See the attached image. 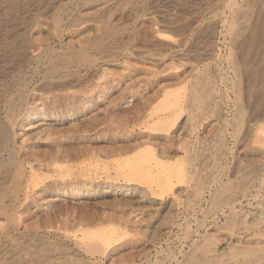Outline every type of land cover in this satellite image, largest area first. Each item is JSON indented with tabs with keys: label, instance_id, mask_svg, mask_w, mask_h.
I'll use <instances>...</instances> for the list:
<instances>
[{
	"label": "rangeland",
	"instance_id": "1",
	"mask_svg": "<svg viewBox=\"0 0 264 264\" xmlns=\"http://www.w3.org/2000/svg\"><path fill=\"white\" fill-rule=\"evenodd\" d=\"M255 16L264 22V0H0V264H264V109L257 101L264 94L258 87L264 85V41L251 50L247 67H240L241 50L231 48L236 32L241 31V40L249 35ZM61 28L67 31L59 36ZM41 34L42 41L31 43ZM233 61L238 62L239 74ZM80 63L85 68L74 79L66 71ZM253 67L261 72L251 73ZM186 95L197 96L194 105ZM53 105L77 108L76 118L51 122L34 115L25 126L16 125L18 136L7 146L13 109L14 114L32 109L49 113ZM116 109L118 117L113 114ZM160 112L177 114V122L157 123ZM42 130L52 137L40 135ZM161 146L168 147L164 161H172L171 166L138 176L131 173L146 162L139 155L142 151H158ZM60 153L71 156L63 159L68 155ZM8 156H14L15 165ZM106 163L115 168L110 173H116L113 182L99 172ZM88 227L100 233L87 235Z\"/></svg>",
	"mask_w": 264,
	"mask_h": 264
},
{
	"label": "bare ground",
	"instance_id": "2",
	"mask_svg": "<svg viewBox=\"0 0 264 264\" xmlns=\"http://www.w3.org/2000/svg\"><path fill=\"white\" fill-rule=\"evenodd\" d=\"M155 1V0H154ZM65 2V1H64ZM144 2H145V0H144ZM152 2V1H151ZM150 2V3H151ZM257 2V1H256ZM160 3V2H159ZM152 4V3H151ZM231 4V3H230ZM28 5V4H27ZM155 5V4H154ZM157 5V4H156ZM197 5V4H196ZM235 6H236V4H235ZM66 7V6H65ZM121 7V6H120ZM144 7V6H143ZM163 7V6H162ZM232 7V6H231ZM238 7V6H237ZM248 8V7H247ZM143 9V8H142ZM239 9V8H238ZM180 10V9H179ZM185 10V9H184ZM69 11V10H68ZM112 11H114V10H112ZM171 11V10H170ZM183 11V10H182ZM203 11H205V10H203ZM257 11V10H256ZM160 12V11H159ZM262 12H263V10H262ZM70 14V13H69ZM192 14H193V12H192ZM262 15V14H261ZM40 16V15H39ZM180 16H181V14H180ZM255 17H257V16H255ZM167 18V17H166ZM166 18H164L165 20H166ZM208 18V17H207ZM259 16L257 17V18H254V23L250 26V32H249V35H247V36H244V38H242V40L241 39H239L240 38V33H241V31H239V32H236L235 33V37H234V39H233V44L231 45V48L234 50V48L236 49H240L241 50V52H242V54H240V55H242V59H243V64H241V66L240 67H243V66H245V67H247V64H249V62H250V59H249V55H250V53H251V50L254 48V46H257V43H260L261 42V40L262 41H264V22L262 21V19H260L259 20ZM263 18V17H262ZM19 19V18H18ZM163 19V18H162ZM173 19V18H172ZM172 19H169V20H172ZM186 19V18H185ZM230 19V18H229ZM251 19V18H250ZM63 19H60L59 21H62ZM70 20V19H69ZM165 20H163V21H165ZM196 20V19H195ZM172 21H174V19L172 20ZM193 21V20H192ZM250 21V20H249ZM263 23H262V22ZM169 22V21H168ZM194 22V21H193ZM212 22V21H211ZM170 23V22H169ZM248 23V22H247ZM60 24H62V23H60ZM11 25H13V24H11ZM10 25V26H11ZM238 25V24H237ZM247 25V24H246ZM245 25V26H246ZM41 26V25H40ZM245 26H243V27H245ZM248 26V25H247ZM177 29V28H176ZM175 29V30H176ZM179 29H181V28H179ZM178 29V30H179ZM240 29V28H239ZM245 29V28H244ZM235 30H237V29H235ZM241 30V29H240ZM35 31V30H34ZM66 29H64V28H61L60 29V31H58V35L59 36H62V35H64L65 33H66ZM243 31V30H242ZM40 32V31H39ZM177 32V31H176ZM200 32V31H199ZM206 32V31H205ZM235 32V31H234ZM246 32V31H245ZM248 32V31H247ZM13 33V32H12ZM194 33V32H193ZM209 33V32H208ZM233 33V32H232ZM243 33V32H242ZM9 34V33H8ZM36 34V33H35ZM207 34V33H206ZM13 35H16V34H13ZM18 35H21V34H18ZM6 36V35H5ZM43 36L44 35H40V36H38V37H36L35 39H34V41H32L31 43H35V42H37V41H42V39H43ZM101 36V35H100ZM160 36V35H159ZM30 37V36H29ZM144 37V36H143ZM208 38V37H207ZM214 38V37H213ZM28 39V38H27ZM63 39V38H62ZM180 39V38H179ZM183 39V38H182ZM190 39V38H189ZM127 40V39H126ZM257 41H260V42H257ZM25 42V41H24ZM30 42V41H29ZM122 42V41H121ZM131 42V41H130ZM180 42V41H179ZM181 42H183V41H181ZM229 42V41H228ZM140 43V42H139ZM178 43V42H177ZM200 43V42H199ZM210 43V42H209ZM261 44H264V42L263 43H261ZM26 45V44H25ZM182 45V44H181ZM208 45V44H207ZM229 45V44H228ZM20 46V45H19ZM33 46V45H32ZM174 47V46H173ZM14 48V47H13ZM175 48V47H174ZM187 48V47H186ZM191 48V47H190ZM201 48V47H200ZM204 48V47H203ZM221 48V47H220ZM229 48H230V46H229ZM118 49V48H117ZM187 49H189V48H187ZM177 50V49H176ZM214 50V49H213ZM121 51H123V50H121ZM208 51V50H207ZM256 51V50H255ZM120 52V51H119ZM146 52V51H145ZM23 53V52H22ZM40 53V52H39ZM117 53V52H116ZM124 53V52H123ZM195 53V52H194ZM231 53V52H230ZM230 53H229V56H230ZM235 53H236V51H235ZM234 53V54H235ZM262 53V52H261ZM113 54V53H112ZM126 54V53H125ZM154 54V53H153ZM233 54V53H232ZM231 54V56H233ZM2 55V54H1ZM4 55V54H3ZM96 55V54H95ZM109 55V54H108ZM122 55V54H121ZM209 55V54H208ZM239 55V56H240ZM262 55V54H261ZM7 56V55H6ZM41 56V55H40ZM94 56V55H93ZM120 56V55H119ZM118 56V57H119ZM143 56V55H142ZM193 56V55H192ZM198 56V55H197ZM219 56V55H218ZM53 57V56H52ZM122 57V56H121ZM190 57V56H189ZM2 58V57H1ZM51 58V57H50ZM114 58H115V56H114ZM120 58V57H119ZM196 58V57H195ZM229 58V57H228ZM234 58V57H233ZM236 58V57H235ZM240 58V57H239ZM250 58H251V55H250ZM55 59V58H54ZM87 59V58H86ZM121 59V58H120ZM136 59V58H135ZM187 59V58H186ZM231 59H232V57H231ZM104 60V59H103ZM116 60V59H115ZM240 60V59H239ZM28 61V60H27ZM81 61V60H80ZM88 61V60H87ZM114 61V60H113ZM117 61V60H116ZM179 61V60H178ZM45 62V61H44ZM47 62V61H46ZM78 62V61H77ZM102 62V61H101ZM108 62V61H107ZM119 62V61H118ZM122 62V61H121ZM234 62V67H235V72L236 73H238V71L240 72V70H239V68H237L236 66H238V62H236V61H233ZM2 62H0V64H1ZM177 63V62H176ZM259 63V62H258ZM261 63H264V60H262V62ZM5 64V63H4ZM86 64V66H87V63H85ZM156 64V63H155ZM233 64V63H232ZM3 65V64H2ZM39 65H40V63H39ZM95 65V64H94ZM179 64H177V66H178ZM193 65V64H192ZM196 65V64H195ZM217 65V64H216ZM220 65V64H219ZM4 66V65H3ZM191 66V65H190ZM199 66V65H198ZM210 66V65H209ZM253 66V65H252ZM251 66V67H252ZM264 66V65H263ZM58 67V66H57ZM82 67V68H81ZM83 63H82V65H81V63L80 64H78V65H74L73 67H70V68H68V70L66 71L68 74H70L71 76H73L74 77V79H76L79 75H78V73H81V71H82V69H83ZM205 67V66H204ZM232 67V66H231ZM239 67V66H238ZM249 67V66H248ZM250 67V68H251ZM254 67H255V64H254ZM253 67V68H254ZM85 68V67H84ZM118 68V67H117ZM250 69L251 70V73H254V74H257L258 75V73L259 72H263L264 73V69H262L261 71H259L257 68H254V69ZM4 69V68H3ZM192 69V68H191ZM244 69V68H243ZM242 68H241V71H243L244 72V70H243ZM22 70V69H21ZM208 70V69H207ZM218 70V69H217ZM233 70H234V68H233ZM246 70H247V68H246ZM185 71V70H184ZM216 71V70H215ZM219 71V73H220V70H218ZM217 71V72H218ZM224 71V70H223ZM28 72V71H27ZM204 72V71H203ZM206 72V71H205ZM208 72H209V70H208ZM234 72V71H233ZM64 73V72H63ZM201 73V72H200ZM235 73V74H236ZM58 74V73H57ZM56 74V75H57ZM101 74V73H100ZM205 74V73H204ZM207 74V73H206ZM213 74V73H212ZM221 74V73H220ZM239 74V73H238ZM5 74H2V76H4ZM219 75V74H218ZM256 75V76H257ZM263 74H261V76H262ZM8 76V75H7ZM208 76H209V74H208ZM214 76V75H213ZM216 76H217V74H216ZM220 76V75H219ZM222 76V75H221ZM227 76V75H226ZM237 76V75H236ZM235 76V77H236ZM239 76V75H238ZM244 76V75H243ZM14 77V76H13ZM43 77V76H42ZM72 77V78H73ZM185 77V76H184ZM246 77V76H245ZM10 78V77H9ZM92 78V77H91ZM111 78V77H110ZM207 78V77H206ZM210 78V77H209ZM211 78H212V76H211ZM216 78V77H215ZM221 78V77H220ZM239 78H240V76H239ZM260 78V77H259ZM87 79V78H86ZM114 79V78H113ZM136 79H137V77H136ZM222 79V78H221ZM224 79H226V77H224ZM224 79H222V80H224ZM231 79V78H230ZM27 80V79H26ZM116 80V79H115ZM114 80V81H115ZM173 80V79H172ZM204 80V79H203ZM218 80V79H217ZM222 80H220L219 79V82H221L222 83ZM228 80V79H227ZM256 80V79H255ZM20 81V80H19ZM42 81V80H41ZM71 81V80H70ZM198 81V80H197ZM210 81H211V79H210ZM233 81V80H232ZM237 81H238V79H237ZM240 81V80H239ZM245 81V80H244ZM243 81V82H244ZM253 81V80H252ZM72 82V81H71ZM86 82H88V81H86ZM118 82V81H117ZM166 82V81H165ZM190 82V81H189ZM217 82V81H216ZM227 82V81H226ZM229 82H230V80H229ZM34 83V82H33ZM85 83V82H84ZM144 83V82H143ZM206 83V82H205ZM208 83H209V81H208ZM214 83V82H213ZM233 83H235V81L233 82ZM259 83V82H258ZM70 84V83H69ZM114 84V83H113ZM217 84V83H216ZM237 84H238V82H237ZM241 84V83H240ZM253 84V83H252ZM256 84V83H255ZM25 85V84H24ZM39 85V84H38ZM198 85V84H197ZM200 85V84H199ZM213 84L211 83V85L209 86V88H210V90H212V89H214L213 88V86H212ZM52 86V85H51ZM80 86V85H79ZM116 86V85H115ZM206 86H208V85H206ZM248 86V85H247ZM250 86V85H249ZM258 86V85H257ZM17 87V86H16ZM31 87V86H30ZM98 87V86H97ZM112 87V89H113V86H111ZM132 87V86H131ZM161 87V86H160ZM193 87H195V84H194V86ZM202 87V86H201ZM200 87V88H201ZM204 87V86H203ZM228 87V86H227ZM234 87H235V85H234ZM237 87H239V85L237 86ZM236 87V90H239L238 88ZM241 87V86H240ZM259 88H262L263 90H264V85H260V86H258ZM105 88V87H104ZM104 88H102V89H104ZM118 88H120V87H118ZM198 88V87H197ZM206 88V87H205ZM208 88V87H207ZM216 88V87H215ZM219 88V87H218ZM226 88V87H225ZM137 89V88H136ZM194 89H196V88H194ZM194 89H192V90H194ZM202 89V88H201ZM23 90V89H22ZM22 90H20V91H22ZM114 90V89H113ZM121 90H122V93H123V91L124 90H126V89H124L123 88V86H122V88H121ZM134 90V89H133ZM199 91H200V89H198ZM203 91L205 90L204 88L202 89ZM12 91V90H11ZM65 91H66V89H65ZM106 91H107V89L105 90V93H106ZM112 91V90H111ZM203 91L201 92V94L203 93ZM206 91V90H205ZM205 91H204V93H205ZM216 91V90H215ZM226 91V90H225ZM91 92V91H90ZM108 92V91H107ZM190 92V91H189ZM193 92H196V91H193ZM192 92V93H193ZM207 92V91H206ZM211 92V91H210ZM244 92V91H243ZM250 92V91H249ZM252 92V91H251ZM260 92V91H259ZM258 92V93H259ZM99 93V92H98ZM104 93V94H105ZM191 93V94H192ZM197 93V92H196ZM195 93V94H196ZM208 93H209V91H208ZM221 93V92H220ZM237 93H239V95H241L240 93H241V91L240 92H237ZM236 93V94H237ZM263 93V92H262ZM21 94V93H20ZM20 94L18 95L19 96V98H20ZM109 95H110V93H108ZM118 94V93H117ZM190 94V93H189ZM201 94H199V95H201ZM206 94V93H205ZM211 94V93H210ZM22 95V94H21ZM59 95H61V94H59ZM68 95V94H67ZM141 95V94H140ZM198 95V94H197ZM244 95V94H243ZM245 95H247V93L245 94ZM244 95V96H245ZM1 96V95H0ZM123 96H125V95H123ZM135 96V95H134ZM187 96V95H186ZM202 96V95H201ZM217 96V95H216ZM238 96V95H237ZM242 96V95H241ZM244 96H243V98H244ZM255 95H253L252 97H254ZM54 97V96H53ZM100 97L101 98H103L101 95H100ZM100 97H98V99L100 98ZM129 97V96H128ZM133 97V96H132ZM131 97V98H132ZM141 97H142V95H141ZM140 97V98H141ZM153 97V96H152ZM185 97V96H184ZM187 97H189L190 98V101H189V99L188 98H186V99H188V101L190 102V104H192V105H194V102H193V97H195V96H193V97H191V96H187ZM206 97H207V95H206ZM246 97V96H245ZM248 97V96H247ZM256 97V96H255ZM5 98V97H4ZM23 97H21V99H22ZM34 98V97H33ZM64 98H66V96L64 97ZM69 98V97H68ZM77 98V97H76ZM125 98H126V96H125ZM130 98V99H131ZM139 97L137 96V99H138ZM149 98V97H148ZM148 98H147V100H148ZM154 98V97H153ZM212 98V97H211ZM211 98L209 97V99L211 100ZM214 98V97H213ZM239 98V97H238ZM240 98H242V97H240ZM258 98V105L260 106V104H262V109L261 110H263L264 109V94H262L261 95V97H257ZM20 99V101L22 102V100ZM26 99V98H25ZM29 99V98H28ZM47 99V98H46ZM49 100H50V98H48ZM51 99H52V97H51ZM70 99V98H69ZM69 99H67L68 101H69ZM90 99V98H89ZM96 99V98H95ZM114 99L115 98H113V101H114ZM119 98H117V100H118ZM134 99V98H133ZM186 99H184V100H186ZM197 99V96L195 97V100ZM202 99H204V96H203V98ZM225 99V98H224ZM254 99V98H253ZM9 100V99H8ZM74 100V99H73ZM77 100V99H76ZM91 100V99H90ZM121 100V99H120ZM128 100V99H127ZM140 100H142V98L140 99ZM144 100V99H143ZM143 100H142V102H143ZM152 99H149L148 101H151ZM155 100V99H154ZM194 100V101H195ZM200 100H201V97H200ZM209 100V101H210ZM250 100H252V99H250ZM254 100H256V99H254ZM12 101V100H11ZM53 101V104H54V102H55V100H52ZM52 101H51V103H52ZM61 101H63V99L61 100ZM75 101V100H74ZM103 101V100H102ZM106 101V100H105ZM116 101V100H115ZM172 101V100H171ZM171 101L169 102V103H171ZM204 101H205V99H204ZM208 101V100H207ZM208 101V102H209ZM4 102V101H3ZM2 102V103H3ZM7 102H9L10 103V101H7ZM17 102V101H16ZM46 102V101H45ZM59 102V101H58ZM87 102H90L89 100H84L82 103H84V104H86ZM91 102H93V101H91ZM95 102V101H94ZM97 102V101H96ZM100 102V101H99ZM111 102V101H110ZM120 102V101H119ZM130 102V101H129ZM141 102V101H140ZM152 102V101H151ZM150 102V103H151ZM187 102V101H186ZM198 102H199V99H198ZM201 103H204V102H202V101H200ZM242 102H243V99H242ZM251 102V101H250ZM8 103V104H9ZM13 104H15L14 102H12ZM26 103H27V100H26ZM48 103V102H47ZM56 103V102H55ZM62 103V102H61ZM64 103V102H63ZM68 103V102H67ZM75 103V102H74ZM73 103V104H74ZM114 103V102H113ZM123 103H128V102H123ZM122 103V104H123ZM135 103V102H134ZM133 103V104H134ZM137 103V102H136ZM146 103H147V101H146ZM149 103V104H150ZM168 103V104H169ZM177 103V102H176ZM212 103H213V99H212ZM217 103V102H216ZM215 103V105H217ZM238 103V102H237ZM7 104V105H8ZM27 104H29V102L27 103ZM70 104H71V101H70ZM70 104H69V107H70ZM89 104V103H88ZM93 104V103H92ZM130 104V106L129 105H125V106H129V107H131L132 105H131V102L129 103ZM138 104H139V101H138ZM143 104H145V101L143 102ZM153 105H154V102L152 103ZM184 104V103H183ZM186 104V103H185ZM205 104V103H204ZM209 104H211L210 102H209ZM214 104V103H213ZM240 104H241V102H240ZM246 104V103H245ZM0 105H2V104H0ZM6 105V104H5ZM4 105V107H6ZM25 105V104H24ZM23 105V106H24ZM47 104H45V106H46ZM91 105V104H90ZM115 105V104H114ZM113 105V106H114ZM117 105V104H116ZM141 105H142V103H141ZM151 105V104H150ZM167 105V104H166ZM173 104H171V106H172ZM177 105V104H176ZM189 105V104H188ZM206 105V104H205ZM247 105V104H246ZM245 105V106H246ZM251 105V104H250ZM249 105V106H250ZM253 105H254V102H253ZM14 106V105H13ZM22 106V105H21ZM23 106H22V109H23ZM52 106V105H51ZM57 106V105H56ZM65 106V105H64ZM63 106V107H64ZM72 106V105H71ZM88 105H86V107H87ZM118 106V105H117ZM137 106V105H136ZM143 106V105H142ZM146 106H148V104L146 105ZM163 106H165L164 104L162 105V107ZM168 106V105H167ZM170 106V105H169ZM183 106V105H182ZM185 106V105H184ZM187 106V105H186ZM10 107V106H9ZM8 107V108H9ZM14 107H16V105L14 106ZM13 107V108H14ZM68 107V109H58V107H55L54 105H53V107H52V110L51 111H49V113H45L44 111H43V109L41 110V111H37L36 109L34 110V109H32V110H29V111H26V112H24L23 110V112L25 113V114H22V113H18V114H16L17 112H15V114H14V109H13V113L11 114V119H10V121H11V128L5 133V138H6V144H7V146H8V143L7 142H10V140H12V139H16V137L18 136V130H15V128H16V125L19 123V122H22V123H24L23 125L25 126V123H26V121L27 120H30L31 119V117L32 116H34V115H38V116H40L42 119H44V120H49V121H56L59 117L60 118H63V117H66V118H68L69 120L70 119H74V118H76V114H77V112H78V110H77V108L76 109H74V108H69ZM72 107H74V106H72ZM84 107V106H83ZM91 107V106H90ZM119 107V106H118ZM134 107V106H133ZM132 107V108H133ZM138 107V106H137ZM140 107V106H139ZM138 107V108H139ZM161 107V108H162ZM173 107V106H172ZM176 107V106H175ZM174 107V108H175ZM191 107V106H190ZM201 107V106H200ZM199 107V108H200ZM207 107V106H206ZM208 107H209V105H208ZM254 107V106H253ZM252 107V108H253ZM255 107H256V104H255ZM7 108V107H6ZM12 108V107H11ZM18 108V107H17ZM17 108H15V109H17ZM27 108V107H26ZM29 108H30V106H29ZM60 108H62V105H61V107ZM66 108V107H65ZM92 108H94V106H92ZM101 108V107H100ZM99 108V109H100ZM108 108V107H107ZM112 108V107H111ZM114 108V107H113ZM117 108V107H116ZM125 108V107H124ZM159 108V107H158ZM182 108V107H181ZM188 108V107H187ZM197 108V107H196ZM246 108H248V112L247 113H249V107H246ZM245 108V109H246ZM251 108V107H250ZM261 108V107H260ZM10 109V108H9ZM97 109V108H96ZM118 109V108H117ZM113 110L114 111V115L115 116H119V114H120V112H119V110ZM121 109H122V106H121ZM128 109V108H127ZM127 109H125V111H122V112H126L127 111ZM143 109H144V107H143ZM142 109V110H143ZM145 109H146V107H145ZM149 109V108H148ZM147 109V110H148ZM151 109H153V108H151ZM165 109V108H164ZM186 109V108H185ZM244 109V110H245ZM18 110V109H17ZM88 110V109H87ZM95 110V109H94ZM109 110V109H108ZM111 110V109H110ZM140 110V109H139ZM139 110L137 109V110H135L134 109V111H138L139 112ZM159 110V109H158ZM163 110V109H162ZM166 110V109H165ZM184 110V109H183ZM187 110V109H186ZM208 110V109H207ZM220 110V109H219ZM242 110V109H241ZM253 110V109H252ZM260 110V111H261ZM8 111V110H7ZM19 111V110H18ZM84 111V110H83ZM112 111V112H113ZM130 111V110H129ZM152 111V110H151ZM168 111V110H167ZM171 111H173L172 109H171ZM175 111V110H174ZM178 111H179V109H178ZM196 111V110H195ZM195 111H193V112H195ZM199 111V110H198ZM202 111V110H201ZM251 111V110H250ZM255 111V110H254ZM259 111V112H260ZM10 112V111H9ZM80 112V111H79ZM99 112V111H98ZM109 112V111H108ZM111 112V111H110ZM110 112H109V114H110ZM162 112V111H161ZM157 113V114H159V116H157L158 117V119L157 120H155L157 123H161V124H171L170 122H172L173 124H174V121H175V118H177V114H176V117H174V116H171L172 115V112H171V115H167L166 113H168V112H166V113ZM165 112V111H164ZM176 112H177V108H176ZM185 112V111H184ZM190 112V111H189ZM193 112H190V113H193ZM211 112H212V110H211ZM211 112H210V114H211ZM88 113V112H87ZM91 113V112H90ZM90 113H89V115H90ZM128 113V112H127ZM139 113H141V112H139ZM196 113V112H195ZM201 113V112H200ZM203 113V112H202ZM209 113V112H208ZM241 113H243V111L241 112ZM241 113H240V116H241ZM255 113H256V111H255ZM6 114V113H5ZM14 114V116L12 117V115ZM82 114V113H81ZM84 114V113H83ZM94 114V113H93ZM96 114H98V113H96ZM107 114V113H106ZM134 114V113H133ZM150 114V116H151V113H149ZM152 114H153V112H152ZM156 114V113H155ZM169 114V113H168ZM199 114V113H198ZM206 113H204V115H205ZM261 113H259V115H260ZM92 115V114H91ZM103 115V114H102ZM130 115V114H129ZM132 115V114H131ZM256 115V114H255ZM254 115V116H255ZM258 115V114H257ZM263 115H264V113H263ZM6 116V115H5ZM8 116H10L9 114H8ZM8 116H7V118H8ZM88 116V115H87ZM94 116H96V115H94ZM93 116V117H94ZM104 116V115H103ZM112 116V115H111ZM154 116V115H153ZM188 116H190V115H188ZM247 116V115H246ZM261 116V115H260ZM85 117V116H84ZM92 117V118H93ZM139 117V116H138ZM152 117V116H151ZM155 117V116H154ZM156 117V118H157ZM193 117V116H192ZM200 117V116H199ZM202 118H203V116H201ZM205 117H206V115H205ZM243 117H244V114H243ZM248 117V116H247ZM252 117H253V115H252ZM251 117V118H252ZM257 117V116H256ZM7 118H5V119H7ZM92 118H90V120H92ZM98 118V117H97ZM120 118L123 120V122H127V119H124L122 116H120ZM179 118V117H178ZM190 118V117H189ZM188 118V119H189ZM198 118V117H197ZM239 118V117H238ZM242 118V117H241ZM240 118V119H241ZM87 119V118H86ZM102 119V118H101ZM111 119V118H110ZM142 119V118H141ZM149 119V118H148ZM151 119V118H150ZM153 119V118H152ZM192 119V118H191ZM196 119V118H195ZM205 119V118H204ZM254 119V117L252 118V120ZM257 119V118H256ZM260 119V118H259ZM258 119V120H259ZM65 120V119H64ZM89 120V119H88ZM139 120V119H138ZM190 120V119H189ZM193 120V119H192ZM198 120H202V119H197V121ZM244 120H246L245 118H244ZM41 121V120H40ZM86 122H87V120H85ZM95 121V120H94ZM194 121V120H193ZM249 121H251V120H249ZM3 122V121H2ZM89 122V121H88ZM130 122V121H129ZM150 122V121H149ZM177 121H175V123H176ZM203 122V121H202ZM259 122V121H258ZM262 122V121H261ZM261 122H259L258 124H260ZM57 123V122H56ZM90 123V122H89ZM190 123V122H189ZM248 123V122H247ZM250 123V122H249ZM263 123V122H262ZM50 124V123H49ZM80 124V123H79ZM117 124V123H116ZM123 124H125V123H123ZM132 124V123H131ZM192 124V123H191ZM197 124V123H196ZM196 124H194V125H196ZM203 124V123H202ZM254 124H255V122H254ZM264 124V123H263ZM9 125V124H8ZM22 125V126H23ZM76 125H78V124H76ZM110 125V124H109ZM121 125V124H120ZM194 125L192 124V126L194 127ZM250 125V124H249ZM20 126V125H19ZM21 126V127H22ZM114 126V125H113ZM116 126V125H115ZM253 126H255V125H253ZM46 127V126H45ZM49 127V126H48ZM122 127H123V125H122ZM193 127H192V129H193ZM221 127V126H220ZM18 128V127H17ZM24 128V127H23ZM40 128V127H39ZM39 128H38V130H39ZM198 128V127H197ZM222 128V127H221ZM238 128V127H237ZM47 129V128H46ZM52 129V128H51ZM75 129H76V126H75ZM81 129H82V126H81ZM81 129H80V132H81ZM129 129V128H128ZM196 128H194V130H195ZM199 129V128H198ZM220 129V128H219ZM254 129V128H253ZM259 129V128H258ZM21 130V129H20ZM44 130H45V128H44ZM77 130H79V128H77ZM197 130V129H196ZM224 130V129H223ZM6 131V130H5ZM51 131V130H50ZM221 131V130H220ZM246 131V130H245ZM250 131V130H249ZM144 132V131H143ZM223 132V131H222ZM222 132H220L221 134H222ZM224 132H225V130H224ZM262 132V131H261ZM40 135L42 134V133H44V135L46 134V136L47 135H49V136H51L52 137V135H51V133L49 132V131H45V132H43V130L42 131H40V132H38ZM53 133V132H52ZM130 133V132H129ZM145 133V132H144ZM219 133V134H220ZM79 134V133H78ZM84 134H87V133H84ZM123 134V133H122ZM147 134V133H146ZM145 134V135H146ZM149 134V133H148ZM152 134V133H151ZM174 134V133H173ZM235 134V133H234ZM76 135V134H75ZM131 135H132V133H131ZM150 135V134H149ZM158 135V134H157ZM171 135H172V133H171ZM223 135V134H222ZM224 135H225V133H224ZM224 135H223V137H224ZM233 135V134H232ZM49 136H47V137H49ZM70 136V135H69ZM86 136V135H85ZM84 136V137H85ZM87 136H88V134H87ZM86 136V137H87ZM134 136V135H133ZM142 136H144V135H142ZM152 136V135H151ZM159 136V135H158ZM165 136V135H164ZM231 136V135H230ZM236 136V135H235ZM83 137V136H82ZM85 137V138H86ZM88 137H90V135L88 136ZM98 137V136H97ZM121 137V136H120ZM124 137V136H123ZM135 137V136H134ZM160 137V136H159ZM163 137V136H162ZM220 137V136H219ZM41 138H43V137H41ZM50 138V137H49ZM119 138V137H118ZM144 138V137H143ZM167 138V137H166ZM171 138V137H170ZM45 139H48V138H45ZM91 139H92V137H91ZM123 139V138H122ZM129 139H131V138H129ZM135 139V138H134ZM141 139V138H140ZM147 139H148V137H147ZM151 139V138H150ZM159 139V138H158ZM168 139V138H167ZM166 139V140H167ZM223 139V138H222ZM87 140H88V138H87ZM142 140V139H141ZM171 140H172V138H171ZM2 141V140H1ZM86 141V140H85ZM134 141V140H133ZM161 141V140H160ZM163 141V140H162ZM192 141V140H191ZM14 143L16 142V141H13ZM12 142V143H13ZM60 142V141H59ZM84 142V141H83ZM82 142V143H83ZM115 142V141H114ZM117 142V141H116ZM124 142V141H123ZM135 142H136V139H135ZM1 143V142H0ZM87 143V142H86ZM90 143V142H89ZM137 143V142H136ZM135 143V144H136ZM110 144V143H109ZM126 144H127V142H126ZM133 145H134V143H132ZM175 144V143H174ZM225 144V143H224ZM17 145V144H16ZM62 145V144H61ZM60 145V146H61ZM84 145V144H83ZM125 145V144H124ZM130 145V144H129ZM5 146V145H4ZM10 146V145H9ZM8 146V147H9ZM118 146V145H117ZM136 146H138V145H136ZM136 146L135 147H132V148H136ZM140 146V145H139ZM169 146V145H168ZM197 146V145H196ZM216 146V145H215ZM6 147V146H5ZM14 146H12L11 145V147L10 148H13ZM89 147V146H88ZM103 147V146H102ZM101 147V148H102ZM125 147H126V145H125ZM125 147H123L124 149H125ZM159 147V146H158ZM15 148V147H14ZM61 148V147H60ZM85 149H86V147H84ZM83 148V149H84ZM112 148V147H111ZM131 148V146H130V150L132 149ZM167 148L168 147H165V146H161V148L158 150V151H156V150H144V151H142L139 155L142 157V160L143 161H146V162H141V163H143L144 165H146V166H144V165H140V164H138L137 166H135L133 169H132V171H131V173L132 174H135V176L137 175H140V174H142V173H144V172H150L151 171V169H153L154 168V170H155V168H158L159 170L160 169H164L163 167H165L166 165H169L171 162H169V163H167L166 161H167V159H166V161H164V159L166 158V156H164V153H166V151H167ZM90 149V148H89ZM103 149V148H102ZM109 149H110V147H109ZM114 149V148H113ZM117 149V151H118V147L116 148ZM119 149H121V147L119 148ZM6 150V149H5ZM4 149H3V152L5 151ZM16 150V149H15ZM81 150V148L79 149V151ZM122 150V149H121ZM133 150V149H132ZM172 150V149H171ZM192 150V149H191ZM221 150V149H220ZM7 151V150H6ZM81 151H83V150H81ZM90 151V150H89ZM111 151V150H110ZM116 151V150H115ZM116 151V152H117ZM124 151V150H123ZM195 151V150H194ZM231 151V150H230ZM9 152V151H8ZM14 152V151H13ZM17 152V151H16ZM60 152V150L57 152V154ZM62 152V151H61ZM86 152H88V151H86ZM92 152V151H91ZM120 152V151H119ZM118 152V153H119ZM126 152V151H125ZM129 152V151H128ZM131 152V151H130ZM170 152V151H169ZM193 152V151H192ZM199 152V151H198ZM229 152V151H228ZM10 153H12V149H11V152ZM82 153V152H81ZM97 153V152H96ZM123 153V152H122ZM194 153V152H193ZM224 153V152H223ZM3 154V153H2ZM14 154V153H13ZM61 154V153H60ZM62 154H64V152L62 153ZM61 154V155H62ZM86 154V153H85ZM113 154H115V152L113 153ZM191 154V153H190ZM196 154V153H195ZM12 155V154H11ZM52 155H54V154H52ZM61 155H59V156H61ZM68 155V154H67ZM66 155V153H65V155H62L63 157L64 156H67ZM70 155V154H69ZM69 155H68V157H66V158H63V159H67V158H69ZM82 155V154H81ZM103 155V154H102ZM117 155H119V154H117ZM126 155H130L129 153L128 154H125V156ZM138 155V154H137ZM193 155V154H192ZM217 155V154H216ZM15 156V155H14ZM14 156H8V160H9V157H11L10 158V163L11 162H13V164H14V161L13 160H15V158H14ZM50 156V155H49ZM55 156H57V155H55ZM55 156L54 157H51V158H53V159H55ZM71 156V155H70ZM79 156V155H78ZM135 157L136 155H132V157ZM139 156V157H140ZM191 156V155H190ZM223 156V155H222ZM7 157V156H6ZM20 157V156H19ZM94 157V156H93ZM138 157V158H139ZM192 157V156H191ZM194 157V156H193ZM18 158V157H17ZM50 158V157H49ZM50 158V159H51ZM57 158V157H56ZM58 158H60V157H58ZM91 158V157H90ZM121 158V157H120ZM128 158V157H127ZM197 158V157H196ZM195 158V159H196ZM222 158V157H221ZM264 158V157H263ZM48 159V158H47ZM61 159V158H60ZM123 159H124V157H123ZM130 159V161H131V158H129ZM137 158L135 157V160H136ZM194 159V160H195ZM198 159V158H197ZM1 160L3 161V159H1V157H0V162H1ZM19 160V159H18ZM30 160V159H29ZM38 160H40V159H38ZM42 160V159H41ZM46 159H44V161H45ZM56 160V159H55ZM54 160V161H55ZM126 160H128V159H126ZM120 161V162H122L123 164H126L127 163V161ZM132 160H134V158L132 159ZM139 160H140V158H139ZM137 161V162H140V161ZM169 160V159H168ZM190 160V159H189ZM209 160V159H208ZM17 161V160H16ZM60 160L58 159V161L57 162H59ZM118 161V160H117ZM118 161V162H119ZM5 162V161H4ZM3 162V163H4ZM6 162H8V161H6ZM5 162V163H6ZM43 162V161H42ZM42 162H40V165H42L41 163ZM48 162V161H47ZM119 162V163H120ZM188 162H190V161H188ZM192 162V161H191ZM195 162V161H194ZM221 162V161H220ZM4 163V164H5ZM38 163H39V161H38ZM44 163V162H43ZM105 163V162H104ZM128 163H129V161H128ZM131 163V162H130ZM181 163V162H180ZM1 164H2V162H1ZM0 164V165H1ZM7 164V163H6ZM110 164V163H109ZM133 164H135V163H133ZM178 164V163H177ZM183 164V163H182ZM195 164H196V162H195ZM203 164V163H202ZM15 165V164H14ZM13 165V166H14ZM120 166H121V164H119ZM174 165H175V163H174ZM185 165V164H184ZM211 165V164H210ZM38 166H39V164H38ZM37 166V167H38ZM117 166V165H116ZM127 166V165H126ZM125 165H123V167H126ZM129 166V165H128ZM132 166H134V165H132ZM169 166H171V165H169ZM192 166V165H191ZM200 166V165H199ZM239 166V165H238ZM263 166V165H262ZM0 167H2V166H0ZM3 167H5V166H3ZM20 167V166H19ZM42 167V166H41ZM92 167V166H91ZM111 167H113L112 165L110 166V165H107V163H106V165L105 166H103V167H101V171H99L100 173H101V175H103L107 180H110V179H112V177H115L116 176V173H115V176H112L111 177V175H110V173L112 172L111 171ZM184 167V166H183ZM187 167V166H186ZM203 167V166H202ZM93 168V167H92ZM98 168H99V166H98ZM194 169L196 168V165L193 167ZM204 168V167H203ZM115 168L113 167V170H114ZM158 169H157V171H158ZM187 169V168H186ZM189 169H190V167H189ZM191 169H192V167H191ZM189 170V171H192V170ZM232 169V168H231ZM246 169V168H245ZM20 170V169H19ZM18 170V171H19ZM97 170H99V169H97ZM130 170H131V168H130ZM129 170V171H130ZM178 170H179V168H178ZM183 170H184V168H183ZM235 170V169H234ZM156 171V170H155ZM167 171V170H166ZM187 171V170H186ZM194 171V170H193ZM192 171V172H193ZM149 172H148V174H149ZM159 172V171H158ZM223 172V171H222ZM151 173V172H150ZM152 173H153V171H152ZM164 173V172H163ZM194 173V172H193ZM29 174V173H28ZM91 174V173H90ZM145 174V173H144ZM147 174V173H146ZM161 174V173H160ZM167 174V173H166ZM220 174V173H219ZM97 175V174H96ZM100 175V174H99ZM100 175V176H101ZM162 175V174H161ZM165 175V174H164ZM227 175V174H226ZM232 175H233V173H232ZM92 176H93V174H92ZM121 176V175H120ZM125 177V176H124ZM166 177V176H165ZM194 177V176H193ZM216 177V176H215ZM257 177V176H256ZM24 178V177H23ZM90 178V177H89ZM92 178V177H91ZM96 178V177H95ZM103 178V177H102ZM115 178H117V177H115ZM224 178V177H223ZM76 179V178H75ZM205 179H206V177H205ZM204 179V180H205ZM208 179V178H207ZM207 179H206V181H207ZM218 179H219V177H218ZM217 179V180H218ZM247 179V178H246ZM77 180V179H76ZM90 180V179H89ZM165 180H167L168 181V178L166 179L165 178ZM164 180V181H165ZM188 180V179H187ZM192 180H193V178H192ZM195 180V179H194ZM199 180V179H198ZM220 180H221V178H220ZM240 180V179H239ZM79 181V180H78ZM81 181V180H80ZM79 181V182H80ZM86 181V180H85ZM102 181V180H101ZM106 181V180H105ZM110 181H112V180H110ZM109 181V182H110ZM113 181H114V178H113ZM112 181V182H113ZM210 181H212V179L210 180ZM245 181V180H244ZM77 182V181H76ZM75 182V183H76ZM82 182V181H81ZM89 182V181H88ZM132 182V181H131ZM163 182V181H162ZM166 182V181H165ZM196 182L198 183V181L196 180ZM201 182H202V179H201ZM221 182V181H220ZM247 182V181H246ZM261 181L259 180V183H260ZM264 182V181H263ZM263 182H262V184H261V188H263ZM74 183V182H73ZM78 183V182H77ZM101 183L102 182H100V185H101ZM104 183V182H103ZM195 183V182H194ZM195 184V185H197L198 186V184ZM207 183V182H206ZM218 183H219V181H218ZM243 183V182H242ZM252 183V182H251ZM79 184V183H78ZM111 184V183H110ZM141 184H143L142 182H141ZM163 184V183H162ZM193 184V183H192ZM209 184V183H208ZM212 184V183H211ZM224 184V183H223ZM74 185V184H73ZM81 185V184H80ZM112 185V184H111ZM228 185V184H227ZM232 185V184H231ZM230 185V186H231ZM236 185V184H235ZM242 185V184H241ZM165 186V185H164ZM201 186V185H200ZM206 186V185H205ZM208 186V185H207ZM229 186V187H230ZM256 186H258V185H256ZM106 187V186H105ZM112 187V186H111ZM157 187V186H156ZM245 187V186H244ZM258 187H260V186H258ZM6 188V187H5ZM14 188V187H13ZM107 188V187H106ZM149 188V187H148ZM207 188V187H206ZM206 188H203V190L204 189H206ZM210 188V187H209ZM208 188V189H209ZM222 188V187H221ZM228 189V188H227ZM232 189V188H231ZM97 190V189H96ZM194 190H195V188H194ZM201 190H202V187H201ZM259 190H262V189H259ZM64 191H66V190H64ZM90 191V190H89ZM205 191V190H204ZM206 191H207V189H206ZM249 191V190H248ZM257 191H258V189H257ZM108 192H110V191H108ZM107 192V193H108ZM142 192V191H141ZM211 192V191H210ZM213 192V191H212ZM211 192V193H212ZM215 192V191H214ZM228 192V191H227ZM242 192V191H241ZM260 192V191H259ZM56 193V192H55ZM106 193V192H105ZM193 193V192H192ZM200 193V192H199ZM202 193V192H201ZM216 193V192H215ZM245 193V192H244ZM258 193V192H257ZM256 193V194H257ZM72 194V193H71ZM224 194H225V192H224ZM232 194V193H231ZM64 195V194H63ZM244 195V194H243ZM258 195V194H257ZM68 196V195H67ZM237 195H235V197H236ZM261 196H262V194H261ZM233 197H234V195H233ZM232 197V198H233ZM238 197V196H237ZM67 198V197H66ZM130 198V197H129ZM228 198H231V196L229 197L228 196ZM162 199V198H161ZM216 199V198H215ZM235 199V198H234ZM237 199H239V198H236V200ZM132 200V199H131ZM217 201H218V199H216ZM215 200V201H216ZM233 200V199H232ZM231 201V200H230ZM229 201V202H230ZM235 201V200H234ZM247 201V200H246ZM253 201V200H252ZM201 202V201H200ZM233 202V201H232ZM236 202V201H235ZM83 203V202H82ZM228 202H226V204H227ZM89 204V203H88ZM235 204V203H234ZM237 204V203H236ZM245 204V203H244ZM229 206H231V205H229ZM233 206V205H232ZM232 209H234L233 207H231ZM230 208V209H231ZM224 209V208H223ZM244 210V209H243ZM236 211V210H235ZM238 211V210H237ZM225 212V211H224ZM232 213L234 212V211H231ZM235 213H238V212H235ZM245 214V213H244ZM229 215V214H228ZM239 215V214H238ZM180 216V215H179ZM195 216V215H194ZM231 216V215H230ZM233 217H235V216H233ZM261 217V216H260ZM229 218V217H228ZM232 218V217H231ZM229 220H231V219H229ZM228 220V221H229ZM234 220V219H233ZM232 220V221H233ZM141 221V220H140ZM191 221V220H190ZM244 221H246V219L244 220ZM84 222V221H83ZM98 222H100V221H98ZM230 222V221H229ZM262 222V221H261ZM232 223V222H231ZM230 223V224H231ZM242 223H244V222H242ZM241 223V224H242ZM84 224H85V222H84ZM181 224V223H180ZM247 224V223H246ZM250 224H252V223H250ZM256 224H258V223H256ZM262 224V223H261ZM233 225V224H232ZM263 225V224H262ZM176 226V225H175ZM190 226V225H189ZM239 226V225H238ZM249 225H247V226H245V227H248ZM252 226V225H251ZM235 227V230H237L236 229V226H234ZM253 227H255L254 225L251 227V228H253ZM191 228V227H190ZM203 228V227H202ZM242 228V227H241ZM250 228V229H251ZM257 228V227H256ZM232 229V228H231ZM239 229V228H238ZM246 229V228H245ZM249 229V228H248ZM259 229V228H258ZM48 230V229H47ZM170 230V229H169ZM188 231V230H187ZM191 231V230H190ZM247 231H249V230H247ZM251 231V230H250ZM256 231V230H255ZM261 231H263V230H261ZM6 232V231H5ZM84 232L88 235V234H98V233H100L99 232V229H90L89 227H88V229H85L84 230ZM104 232V231H103ZM198 232V231H197ZM233 232V231H232ZM260 232V231H259ZM8 233V232H7ZM231 233V232H230ZM235 233V232H234ZM258 233V232H257ZM250 234V233H249ZM252 234V233H251ZM101 235H103V233L101 232ZM231 235H232V233H231ZM236 235V234H235ZM257 235V234H256ZM260 234H258L257 236H259ZM99 236V235H98ZM248 236H250V235H248ZM260 236H262V234L260 235ZM19 237V236H18ZM135 237V236H134ZM207 237V236H206ZM202 238V237H201ZM247 238V237H246ZM179 239V238H178ZM208 239H209V237H208ZM170 240V239H169ZM185 240V239H184ZM244 240V239H243ZM249 240V239H248ZM160 241V240H159ZM195 242V241H194ZM196 243V242H195ZM205 243V242H204ZM204 243H202V244H204ZM256 243V242H255ZM192 244V243H191ZM198 244V243H197ZM207 244V243H206ZM228 244V243H227ZM161 245V244H160ZM184 245V244H183ZM207 245H209V246H211V245H213V244H211V241H210V239L208 240V244ZM189 246V245H188ZM191 246V245H190ZM193 246H194V244H193ZM199 246V245H198ZM198 246H196V247H198ZM204 246V245H203ZM206 246V245H205ZM202 247V246H201ZM214 247V246H213ZM191 248H195V247H191ZM189 249V248H188ZM162 250V249H161ZM166 250V249H165ZM180 250V249H179ZM195 250H198V249H195ZM209 250H210V248H209ZM226 250V249H225ZM238 250V249H237ZM185 251V250H184ZM200 251V250H199ZM187 252V251H186ZM209 252V251H208ZM196 253V252H195ZM195 253H193V254H195ZM203 253V252H202ZM206 253V252H205ZM191 254V253H190ZM192 254V255H193ZM216 254V253H215ZM172 255V254H171ZM210 255V254H209ZM217 255V254H216ZM190 256V255H189ZM194 256V255H193ZM205 256H207L206 254H205ZM219 256V255H218ZM239 256V255H238ZM114 257V256H113ZM176 257V256H175ZM217 258V257H216ZM176 259V258H175ZM213 259H214V256H213ZM218 259V258H217ZM178 260V259H177ZM194 260V259H193ZM210 260V259H209ZM147 261V260H146ZM185 261V260H184ZM214 261V260H213ZM156 262V261H155ZM181 262V261H180ZM244 262V261H243ZM210 263V262H209ZM218 263H220V262H218ZM177 264H180L179 262H177ZM188 264V263H187ZM208 264V263H207Z\"/></svg>",
	"mask_w": 264,
	"mask_h": 264
}]
</instances>
